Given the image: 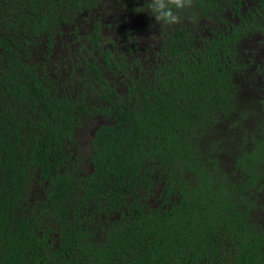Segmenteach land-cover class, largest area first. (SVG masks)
Instances as JSON below:
<instances>
[{
  "label": "trees",
  "instance_id": "obj_1",
  "mask_svg": "<svg viewBox=\"0 0 264 264\" xmlns=\"http://www.w3.org/2000/svg\"><path fill=\"white\" fill-rule=\"evenodd\" d=\"M241 1L193 0L154 60L107 48L58 88L86 0H0V264H264V0Z\"/></svg>",
  "mask_w": 264,
  "mask_h": 264
},
{
  "label": "flooded vegetation",
  "instance_id": "obj_2",
  "mask_svg": "<svg viewBox=\"0 0 264 264\" xmlns=\"http://www.w3.org/2000/svg\"><path fill=\"white\" fill-rule=\"evenodd\" d=\"M247 1H241L245 2L242 3L243 8L257 2ZM150 2L151 0H86L88 7L82 8L81 12L76 10L72 16L65 15L55 34L56 43L52 52L55 57L57 46L67 50L65 57L57 55L56 61L51 65L54 75L59 77L54 81L58 88L70 73L79 74L85 70L84 62L86 58L91 61L90 55L96 57L97 67L103 66V57L97 53L105 52L107 48L111 52L123 50L131 62L138 59L143 64L154 60L158 56L161 40L158 37V23L148 10ZM95 25L100 34L99 46L96 48L90 40ZM205 31L204 33L209 34V28ZM71 59L73 63L70 62ZM76 62L82 63L81 66ZM65 68L68 70L66 75L63 74ZM96 127L97 125L94 129Z\"/></svg>",
  "mask_w": 264,
  "mask_h": 264
},
{
  "label": "clouds",
  "instance_id": "obj_3",
  "mask_svg": "<svg viewBox=\"0 0 264 264\" xmlns=\"http://www.w3.org/2000/svg\"><path fill=\"white\" fill-rule=\"evenodd\" d=\"M193 8V0H151L148 10L160 25L174 26L182 23L185 19L197 21L195 14L182 16L181 13Z\"/></svg>",
  "mask_w": 264,
  "mask_h": 264
},
{
  "label": "rangeland",
  "instance_id": "obj_4",
  "mask_svg": "<svg viewBox=\"0 0 264 264\" xmlns=\"http://www.w3.org/2000/svg\"><path fill=\"white\" fill-rule=\"evenodd\" d=\"M245 1V0H244ZM247 1V0H246ZM248 2V1H247ZM250 2L251 1H249V4H250ZM247 6V5H246ZM66 52H67V50H65L64 48H62V46H61V48L60 47H58L57 46V48H56V52H55V57L57 58V55H60V56H64L65 57V55H66ZM75 57L76 58H79V56L78 55H75ZM68 72V70L65 68V69H63V74L64 75H66V73ZM91 125H88V127H86V130L87 131H89V127H90ZM86 130H84V131H82V138H81V141L83 142V144H84V151L85 152H87L88 151V142H87V132H86Z\"/></svg>",
  "mask_w": 264,
  "mask_h": 264
}]
</instances>
